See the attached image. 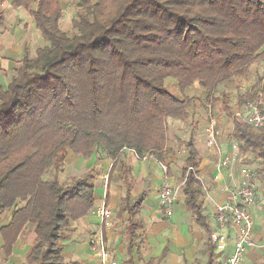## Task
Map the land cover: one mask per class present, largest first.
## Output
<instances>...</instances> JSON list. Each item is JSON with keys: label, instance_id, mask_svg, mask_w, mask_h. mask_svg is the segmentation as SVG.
Instances as JSON below:
<instances>
[{"label": "trees", "instance_id": "obj_1", "mask_svg": "<svg viewBox=\"0 0 264 264\" xmlns=\"http://www.w3.org/2000/svg\"><path fill=\"white\" fill-rule=\"evenodd\" d=\"M12 5L29 11L45 44L36 57L19 60L6 89L0 85V216L13 211L1 229L3 251L9 257L32 224L35 237L25 264H62L63 239L96 203L93 167L61 181L68 152L87 158L103 148L115 159L109 177L124 147L140 156L163 154L167 121L190 117L193 89L209 100L220 84L246 75L264 55V0H81L72 36L61 32L59 0H13ZM254 87L264 112V82ZM232 136L239 156L257 162L252 175L264 185V128L236 121ZM184 149L185 205L208 235L213 255L203 186L194 171L187 175L200 161L194 136ZM129 172L126 167V182ZM144 200V193L133 196L130 187L121 198L119 215L128 221L127 264H135L140 247Z\"/></svg>", "mask_w": 264, "mask_h": 264}, {"label": "crops", "instance_id": "obj_2", "mask_svg": "<svg viewBox=\"0 0 264 264\" xmlns=\"http://www.w3.org/2000/svg\"><path fill=\"white\" fill-rule=\"evenodd\" d=\"M13 0H0V11H5V21L4 23H0V85L6 89L9 84V76L11 70L17 68V64L15 61H12L13 55H26L29 52V57L34 58L37 55V49L39 48L37 45V35H39L42 41V35L37 32V27L34 21V18L31 16L29 11L24 7L20 6L18 8L13 7ZM26 24H29V28L26 31ZM19 26H23L22 31L18 28ZM25 31L27 33H25ZM24 42V46L21 50L16 48V42ZM30 44L32 45L30 46ZM2 52V53H1ZM35 52V55L32 53ZM224 84V83H222ZM221 85V84H220ZM215 90L212 92L214 93ZM201 102V101H200ZM1 103V100H0ZM245 103L242 106L238 107L239 109L245 108ZM237 108V109H238ZM214 119L217 122L223 121L218 120L216 117ZM233 119V118H232ZM209 120V119H208ZM230 130L228 133L225 132L221 127L218 128L221 131L220 142L222 143L224 152H228L230 150V140L232 130L235 127V120L231 122L229 126ZM203 130L202 132H204ZM202 133V134H203ZM205 141L206 148L205 150H200L199 147H196L200 153V161L197 166L198 173L204 179L205 184L203 187V208L204 213L207 216L209 221L211 232L212 230L218 229V223L215 220V209L216 205L227 201L229 198V191L227 190V185L231 183L230 171L223 170L222 176L219 179H215V176L218 174L217 170V159L218 156L215 154L213 150H211L206 143V134L204 135V139L198 138L197 141ZM196 141V143H197ZM168 147V144H167ZM113 160V159H112ZM86 161V158L79 155L77 157L66 158L65 168L67 170H72L75 173V170L80 167L77 163H82ZM115 159L113 160L114 163ZM160 162V163H159ZM183 164L180 160L176 169H171V175L169 176V181L171 183L177 185L178 183L183 181ZM112 163V164H113ZM103 169L98 172H93L96 176L94 180L95 184V193H96V203L94 209L85 217H82L78 221H76L71 230L66 234L63 239L64 243V251H63V263L62 264H99L98 258L94 252L93 247L90 244V238L95 233L101 224V217L98 214V209L107 203V206L111 208L113 212V218H117L122 228L126 229L123 236H125L127 240V248L129 239L127 236V225L128 221L125 216L119 215V207L121 198L126 195L128 188H131V192L133 196H136L140 193L145 194V200L142 205V209L139 213V219L143 223L145 229V221L148 222L146 225L150 228L153 224V228H156V231L160 234L169 235L175 234L176 237V251L179 250L180 257L178 254H173V262L174 264H185L194 260L195 256L198 254L199 249H202L201 244L203 241L202 236L203 232L206 234L204 229L198 225L196 228H191V225L187 224L188 215L191 212L188 211L185 205V195L180 190L178 194L177 201L175 204V211L172 217L169 220L162 218V214L160 211L161 205L159 201V192L157 190V186L163 183L165 171L161 165V161L157 158H153L151 153H148L144 156L138 157L132 150L126 149L123 150L118 155V161L116 164V169L112 173L114 177H119L117 183L111 182L109 179V172L111 170L112 165L106 159L102 160ZM137 165V166H136ZM78 166V167H77ZM93 166V165H91ZM245 166L241 162V154L239 156V163L237 167L234 169L237 177H240V167ZM130 168V172L128 175V182L123 178V172L125 168ZM92 168V167H91ZM168 168V167H167ZM145 169V171H144ZM138 170L144 171L141 179L147 178L149 171L152 172V182L147 184L139 193H136L138 189H136L135 176ZM164 171V172H163ZM168 172V169H167ZM97 173V174H96ZM79 175V174H74ZM83 175V174H82ZM135 175V176H134ZM81 176V174L79 175ZM139 182V181H138ZM108 194V201L106 200V196ZM264 202V201H263ZM251 211L255 221V236L254 239L257 242L264 241V208L262 204L253 205L251 207ZM13 211H7L3 215L0 216V264H25L26 255L29 252L35 237V233L33 231V227L27 225L24 231L20 234L16 243L13 246L12 253L9 257L5 256L3 251V236L1 234V229L8 225L12 219ZM192 215V214H191ZM145 216V217H144ZM193 219V218H192ZM145 220V221H144ZM192 222V223H194ZM195 225V224H194ZM143 229V231H144ZM29 230V232H27ZM120 230V229H119ZM142 231V230H141ZM225 233L229 235V242L227 248L219 251L214 246V254L209 257H204L205 264H208L210 260L214 264H227L228 257L233 252V240L235 237L236 228L226 227L223 229ZM105 238L112 250L111 261L116 264H127V248L123 253L120 245L118 244L117 249L112 248V243L118 242V231H114L112 229H105ZM141 233V232H140ZM207 239L208 235L206 234ZM206 239V241H207ZM120 243V242H119ZM140 244V243H139ZM200 244V248L199 245ZM207 245V243H206ZM140 249V247H139ZM135 250L138 251V248L135 247ZM203 250V249H202ZM135 253V251H134ZM134 263L136 264V260L134 257ZM243 264H264V248H249L245 254Z\"/></svg>", "mask_w": 264, "mask_h": 264}, {"label": "rangeland", "instance_id": "obj_3", "mask_svg": "<svg viewBox=\"0 0 264 264\" xmlns=\"http://www.w3.org/2000/svg\"><path fill=\"white\" fill-rule=\"evenodd\" d=\"M59 1L64 8V14L60 21L61 32L67 36H72L74 33L78 31L73 26L72 21L76 17V9L81 0H59ZM96 1L98 0H93V2H96ZM19 27L20 28L18 29L22 31L23 26H19ZM28 28H29V24H26L25 30L27 31ZM26 31L25 33H27ZM37 32L40 34L39 30H37ZM35 40L38 42L37 45L35 46L41 47L45 44V42L40 39L39 35H37V38H35ZM31 45L32 44H30V46ZM23 46H24L23 41L16 42V48H18V50H21ZM28 54L29 52H27V55ZM32 54L35 55V52H33ZM22 58H23L22 55L16 54V55H13V58H11V60L15 61L17 66H19L20 65L19 60H21ZM14 74H15V69L11 70L10 72V76L8 78L9 82ZM259 81L260 83L264 82V55L250 66L246 75L236 76L233 79L224 82V84L219 85L216 88L215 92L211 95L209 100L206 99V95L202 93V90L198 88L193 89L189 93V96L196 95V96H193L195 97L193 101L194 105L191 104V106H189L190 107L189 110L190 112H192L190 114V117L185 121L169 119L167 121V126H168L167 150L163 152V154L161 155L154 153V152L151 153L153 158H157L159 161H161V163L163 162V164H166V166L168 167V172L165 173L163 183L157 186L158 191L161 190L164 184L169 181V176L171 175V169H176L177 167H180L178 165L180 160L183 164V161L185 160V157H186L184 147L189 137L194 136L196 141L198 138L204 139L205 133H203L202 131L205 130L207 126L210 113L213 117H216L218 120H221V119L223 120L219 122L218 125L219 127H221V129H224L225 132L228 133V131L230 130L229 126L231 125V122H233V119H232L233 114L235 113L238 107L242 106V104L245 103L249 99L245 95L247 93H250L251 94L250 96H252V99L256 98V96L253 95L252 93H254L256 90L254 85ZM169 87L175 93H178V89L176 88L177 86H176L175 81L170 80ZM245 97L248 98L246 99V101H245ZM207 103L212 104L210 112H209L210 109L207 106ZM224 103H227L231 107L232 115L228 114V112L225 109L226 107L224 106ZM178 136L181 139H178ZM196 145L199 147L200 150L201 149L205 150L206 148L205 141L203 140L201 141L198 140ZM77 156L79 155L75 154L71 150L69 151V158H73ZM103 159H106L112 165L113 163L112 158L107 154V152L103 148L98 147L96 149V152L90 157H87L86 161L83 162V164L77 163V165L80 167L77 166L78 170H75L76 171L75 173H73L72 170H67L64 167L60 175L61 181L64 184H66L68 181L71 180L72 177H75L74 174L77 173L79 175L80 174L82 175L86 173L87 171H89L91 167L94 168L93 172L99 173V170L103 169V165H102ZM241 162L247 165L251 172H252V169L255 170L256 167L258 166L257 162L251 156L249 157V155H245L243 153L241 154ZM144 171L138 170V172H136V175L138 177L134 175L135 176L134 185H136V189H138L136 193H139L147 184L152 182L151 180L152 172L151 171H149L147 178L141 179L142 177H139V176H142ZM114 174L109 180L111 182L117 183L119 177L118 178L114 177ZM79 175H76V176H79ZM252 179L254 180L256 184V189H257V197H256L254 204L255 205L262 204L264 208V202H263L264 201V185L261 182H259V180H255L253 178V175H252ZM169 183H171V180L169 181ZM171 184L175 185L173 183ZM180 190H182V187ZM160 211L162 214V218L169 220L172 217V216L171 217L166 216L162 208H160ZM187 221H188L187 224L191 225V228H196L195 226H198L193 221L191 213L190 215H188ZM112 222H113L112 226L109 229L118 231L117 235H118L119 240L118 242L114 244L112 243L111 246H113L112 248L117 249V246L119 244L120 245L119 249L121 248V250L124 253L127 248V240L125 236H123V234L125 233V229H126V223H125V228L123 229L120 221L117 218L115 219L113 218ZM145 223L146 225H148L147 221H145ZM153 224L150 228H148L145 225L144 231H139V233L141 232V235L138 236V238L136 239V242L137 244H139V242L141 241L142 242L140 243V249L138 251L135 250V253H134L136 264H174L173 254H178L180 257L179 250L176 251L177 235H175L174 233L169 234V235L160 234L156 231L155 227L153 228ZM30 225L33 227L32 224ZM27 232H29V230H27ZM206 239H207V236L203 232V236L201 240L203 241L201 244V247L203 250L199 249V252L195 256L194 260L191 262H188V264H205L206 263L205 259H203V255H206L204 257H209L208 252H207ZM198 246L200 248V244Z\"/></svg>", "mask_w": 264, "mask_h": 264}, {"label": "built area", "instance_id": "obj_4", "mask_svg": "<svg viewBox=\"0 0 264 264\" xmlns=\"http://www.w3.org/2000/svg\"><path fill=\"white\" fill-rule=\"evenodd\" d=\"M209 112L212 104L207 103ZM233 119L240 123L248 124L256 128H264V112L260 106L259 98L248 100L245 108L237 109L233 114ZM235 127L232 130V134ZM207 146L218 156L217 170L218 174L215 179H219L223 174V170L230 171L231 183L227 185L229 198L216 205L215 220L219 228L212 230L210 234L211 242L215 248L222 251L227 248L229 235L223 231L226 227L236 228L235 237L233 240V252L227 259V264H243L245 254L249 248H264V241L257 242L254 239L255 221L251 211L257 197V189L252 172L247 165L240 167V177L235 174V168L239 163V145L233 136L230 140V150L224 152L222 143L220 142L221 131L218 128L214 117L209 116L207 126L205 128ZM231 134V135H232ZM132 150L138 157H141L134 149L124 147V150ZM165 173H167L166 164L161 163ZM196 168L190 166L187 170V175L190 171H194L195 176L201 181L204 186L205 181L196 172ZM185 179L177 185L169 183L164 184L159 192V201L161 208L166 216L171 217L175 211V204L181 187L184 185ZM98 214L101 217V224L98 230L93 233L90 238V244L98 258L99 264H116L111 261L112 251L105 238V229L112 226L113 212L106 204H103L98 209Z\"/></svg>", "mask_w": 264, "mask_h": 264}]
</instances>
